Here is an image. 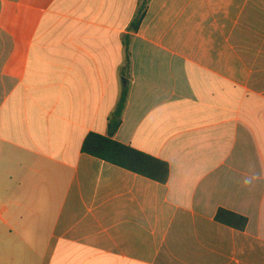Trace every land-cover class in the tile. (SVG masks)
<instances>
[{
	"label": "crops",
	"instance_id": "crops-1",
	"mask_svg": "<svg viewBox=\"0 0 264 264\" xmlns=\"http://www.w3.org/2000/svg\"><path fill=\"white\" fill-rule=\"evenodd\" d=\"M137 2L0 0V264H264L250 0H150L131 33ZM126 86L112 137L165 161V183L80 150Z\"/></svg>",
	"mask_w": 264,
	"mask_h": 264
},
{
	"label": "trees",
	"instance_id": "trees-1",
	"mask_svg": "<svg viewBox=\"0 0 264 264\" xmlns=\"http://www.w3.org/2000/svg\"><path fill=\"white\" fill-rule=\"evenodd\" d=\"M149 1L150 0H138L133 17L127 27L129 32L135 33L137 31ZM129 37L130 35H125V59L127 63L130 54ZM126 94L127 86L114 110L113 118L109 120L107 134L88 133L82 140L80 150L85 154L153 181L165 183L169 172L168 165L165 161L134 149L129 145L120 143L112 137L120 124L121 110L126 99ZM214 218L217 222L237 230H243L247 223V219L244 216L222 208L216 211Z\"/></svg>",
	"mask_w": 264,
	"mask_h": 264
},
{
	"label": "rangeland",
	"instance_id": "rangeland-1",
	"mask_svg": "<svg viewBox=\"0 0 264 264\" xmlns=\"http://www.w3.org/2000/svg\"><path fill=\"white\" fill-rule=\"evenodd\" d=\"M237 43L241 48H258L264 35V0H250L239 22Z\"/></svg>",
	"mask_w": 264,
	"mask_h": 264
},
{
	"label": "clouds",
	"instance_id": "clouds-1",
	"mask_svg": "<svg viewBox=\"0 0 264 264\" xmlns=\"http://www.w3.org/2000/svg\"><path fill=\"white\" fill-rule=\"evenodd\" d=\"M245 183H248V181H245Z\"/></svg>",
	"mask_w": 264,
	"mask_h": 264
}]
</instances>
